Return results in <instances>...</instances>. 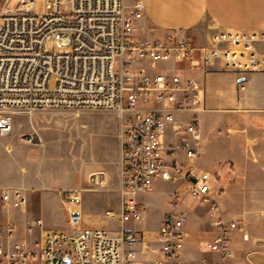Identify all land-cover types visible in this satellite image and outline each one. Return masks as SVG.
Returning a JSON list of instances; mask_svg holds the SVG:
<instances>
[{"label": "built area", "instance_id": "2783aa9c", "mask_svg": "<svg viewBox=\"0 0 264 264\" xmlns=\"http://www.w3.org/2000/svg\"><path fill=\"white\" fill-rule=\"evenodd\" d=\"M36 4L19 0L14 8L0 9V136L13 130L15 112H116L123 143L122 184L118 210L106 215L120 229L83 226V188H65L61 195L71 229L49 231L34 245L23 241L9 250L0 245V264H66V258L69 264H141L139 252L148 254L150 242L158 244L161 261L179 264L189 212L180 207L178 191L171 194V209L153 237L144 229L125 227L129 221H145L146 209L138 197L158 179L185 183L192 197L212 203V212L219 207L212 198L213 174L197 165L203 154V82L169 74L160 65L175 61L242 75L263 72L264 28H211L206 42L198 45L178 31L159 38L137 35L145 0H53L44 12ZM47 41L66 51L51 52ZM179 112L189 114L188 119L178 120ZM170 125L175 133L187 134L184 141H166ZM103 182L102 172L89 178L93 188ZM2 200L22 208L26 195L13 188L2 193ZM214 225L217 233L203 248L220 259L205 258L201 264H225L239 255L233 245L237 230L244 241L252 240L254 251L264 252V236L251 238L244 223L219 218Z\"/></svg>", "mask_w": 264, "mask_h": 264}, {"label": "crops", "instance_id": "0c3cea01", "mask_svg": "<svg viewBox=\"0 0 264 264\" xmlns=\"http://www.w3.org/2000/svg\"><path fill=\"white\" fill-rule=\"evenodd\" d=\"M145 6L144 16L136 21L139 36L159 38L178 31L202 45L211 28H264V0H145ZM159 69L184 79L197 78L203 82L204 110L200 116L203 154L197 165L213 174L212 198L219 206L218 211L212 212L211 203L206 211L198 210L195 213L196 224L194 230L186 228L187 236L179 264H201L205 258L219 260V254L203 248L204 243L217 233L215 220H237L247 226L251 238L264 236V71L242 75L192 67L188 62L175 61L161 64ZM188 117L187 113H176L178 120L185 121ZM186 137L185 132L175 133L172 125L168 127V143L178 144ZM122 156L123 147L121 160ZM181 158L184 159V156ZM14 177L0 173V245L6 250L23 241L34 245L41 242L49 231L66 230L68 213L61 191L70 187L63 184L60 177L43 180L42 186L37 189L39 207L34 214L30 202L27 205V197L28 201L31 200L33 192L20 187H28L29 183L21 174ZM121 184L120 172L119 189ZM180 184L185 186V196L192 197L187 184ZM13 188L22 189L26 195L22 208L2 200V193ZM146 193L138 197L144 207ZM170 197L168 204L171 209ZM92 206L84 209L87 213L83 214V226L108 229L101 226L100 218L99 226H91L96 220L91 214L95 209ZM170 209L161 212L157 226L160 227ZM148 219L146 210V219L140 223L145 224ZM143 227L129 229L142 230ZM206 236L210 238L203 241ZM233 238V245L240 253L225 264H264V252L254 251L252 240L244 241L240 230L233 233ZM162 257L158 244L148 254L139 252L141 264H157ZM31 264L41 262L35 260Z\"/></svg>", "mask_w": 264, "mask_h": 264}, {"label": "rangeland", "instance_id": "374dc122", "mask_svg": "<svg viewBox=\"0 0 264 264\" xmlns=\"http://www.w3.org/2000/svg\"><path fill=\"white\" fill-rule=\"evenodd\" d=\"M52 1L37 0V11H46V3ZM18 2L0 0V9L4 5L14 8ZM45 46L51 52L66 51L53 41H47ZM54 84L52 81L50 85ZM12 118L13 130L7 136H0V173L10 175L11 178L21 174L29 183L28 187H20L33 192L31 200L28 201L27 197V205L30 202L34 214L39 207L37 189L42 186L43 180L52 176L60 177L63 184L70 188H83V214L87 213L84 210L86 207L93 205L95 208L91 214L96 220L91 226H99L101 220V226L108 227L110 231H118L120 226L117 221L105 215L107 209L117 211L120 203L118 179L123 143L117 113L112 110L46 108L33 112H15ZM100 172L105 175L104 183L97 188L91 187L90 176ZM175 190L183 196L180 207L189 211L185 229L190 227L194 230L195 213L209 209L211 202H198L189 195L185 196L183 184L159 179L153 182L151 190L144 196L148 222L129 221L125 227L142 228L146 225L143 229L147 237H153L154 231L159 228L157 224L161 212L170 209L168 199ZM65 229L71 228L67 224ZM209 238L206 236L203 241ZM150 246L152 250L156 249L157 243L150 242Z\"/></svg>", "mask_w": 264, "mask_h": 264}, {"label": "water", "instance_id": "95a60500", "mask_svg": "<svg viewBox=\"0 0 264 264\" xmlns=\"http://www.w3.org/2000/svg\"><path fill=\"white\" fill-rule=\"evenodd\" d=\"M65 262H66V264H69L70 263L69 258H66Z\"/></svg>", "mask_w": 264, "mask_h": 264}]
</instances>
